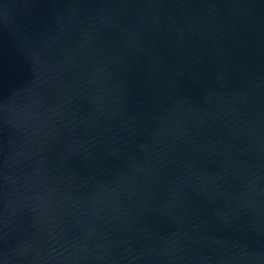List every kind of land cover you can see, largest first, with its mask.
I'll return each mask as SVG.
<instances>
[{
  "label": "water",
  "instance_id": "water-1",
  "mask_svg": "<svg viewBox=\"0 0 264 264\" xmlns=\"http://www.w3.org/2000/svg\"><path fill=\"white\" fill-rule=\"evenodd\" d=\"M0 264H264V0H1Z\"/></svg>",
  "mask_w": 264,
  "mask_h": 264
}]
</instances>
